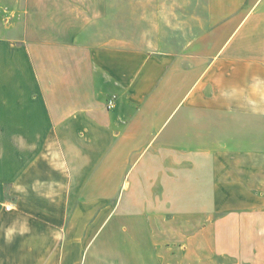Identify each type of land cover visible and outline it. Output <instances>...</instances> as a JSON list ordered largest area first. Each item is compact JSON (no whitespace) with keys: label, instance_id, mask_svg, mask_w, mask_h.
<instances>
[{"label":"crops","instance_id":"crops-1","mask_svg":"<svg viewBox=\"0 0 264 264\" xmlns=\"http://www.w3.org/2000/svg\"><path fill=\"white\" fill-rule=\"evenodd\" d=\"M207 15L181 52L0 38V264H264V0Z\"/></svg>","mask_w":264,"mask_h":264},{"label":"rangeland","instance_id":"rangeland-1","mask_svg":"<svg viewBox=\"0 0 264 264\" xmlns=\"http://www.w3.org/2000/svg\"><path fill=\"white\" fill-rule=\"evenodd\" d=\"M32 13L61 21L66 39L155 52H181L208 27L207 0H0V38L21 40Z\"/></svg>","mask_w":264,"mask_h":264},{"label":"clouds","instance_id":"clouds-1","mask_svg":"<svg viewBox=\"0 0 264 264\" xmlns=\"http://www.w3.org/2000/svg\"><path fill=\"white\" fill-rule=\"evenodd\" d=\"M14 232V229H9V233L6 236L7 239H9V241L11 240V234Z\"/></svg>","mask_w":264,"mask_h":264}]
</instances>
